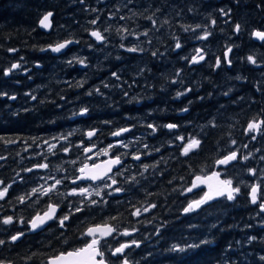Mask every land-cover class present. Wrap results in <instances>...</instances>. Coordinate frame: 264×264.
<instances>
[{
  "label": "trees",
  "instance_id": "obj_1",
  "mask_svg": "<svg viewBox=\"0 0 264 264\" xmlns=\"http://www.w3.org/2000/svg\"><path fill=\"white\" fill-rule=\"evenodd\" d=\"M219 8H231L229 17L221 16L217 11ZM45 11L54 13L53 27L48 32L37 26L39 17ZM113 12L115 15L111 16ZM149 15H153L157 21L156 28L146 19ZM121 16L126 19L121 20ZM97 17V24L91 25L89 21ZM211 19L217 21L215 25H211ZM165 20L167 24L163 23ZM236 23L242 26L238 34L233 31ZM197 24L202 27L195 31H184L182 27L195 28ZM205 26L212 35L207 40L196 39L202 35ZM105 28L109 29L104 33L107 43L95 41L86 31L99 29L103 32ZM122 28L132 33L148 30L149 34L137 37L118 33L117 30ZM253 29L264 30V0H83V3L81 0H0V69L14 62H21V69H28L23 75L14 71V79L21 76L19 84L3 80V72L0 71V91L17 97L14 101L0 97V135L13 139L20 136L24 141L18 140L13 145L0 142V156L6 158L0 160V180L11 183L15 173L39 162L40 158L32 157V153L41 149L33 146L27 152L23 151L25 143H32V137L48 138L75 130V135L70 139L76 144L81 139L87 142L84 133L97 128L100 131L92 142L103 147L115 139L110 132L120 127H131L132 131L125 133L123 139H140L127 151H143L142 145L147 144L149 149L160 148V152H152L151 157H144L143 163L151 164L161 157L166 163L162 162L158 166L159 170L149 169L145 173L146 179L138 177L140 185L118 194L115 200L110 197L111 203L108 206L98 207L91 212L86 210L80 220L86 223L99 222L108 216H118L122 228L135 226L138 232L132 238L140 239L143 243L141 247L129 250V255L132 261H138L139 264H219L222 256L229 258L224 264H262L258 256L264 255V227L259 221L264 219V214L258 216V205L248 202L247 189H243L235 202H212L186 215L182 214V206H186L188 200L198 195H181L179 191L190 183L192 173L189 165L196 172L208 165L205 168L208 173L212 158L218 154V150L222 152L229 147L239 146L245 155L249 151L253 152V157L243 163L247 167L264 169V161L259 159L264 156V138L258 137L254 141L243 134L247 121L264 108V96L254 87L258 81L264 80V41L251 38ZM121 35L125 37L123 41ZM175 38L180 40L183 48L171 51ZM64 39H74L80 43L70 45L57 55L37 50ZM122 42L126 47L138 44L147 51L129 53L119 47ZM229 44L234 46L230 53L231 67L224 64L214 70L212 65L215 58L222 57ZM9 48L18 51L9 52ZM197 48L204 50L205 61L189 65L180 59L184 56L190 58ZM157 50L164 55L152 57V51ZM248 55L260 58L259 66L249 64L245 59ZM73 56L86 58L90 66H69L66 61ZM118 56L120 59L116 58ZM37 61L40 67H36ZM142 68L145 71L141 74ZM177 69L182 70L180 77L175 76ZM113 71L120 74V81L111 77ZM237 75L246 79H234ZM82 79L87 80L83 88L70 87L67 83L75 84ZM173 79L180 82L173 84ZM101 81L108 83L109 87L104 88ZM97 85L101 86L104 95H85ZM185 88H192L193 91L176 98L175 93ZM229 88L233 91L229 96H223L222 93ZM124 91L129 92L128 97H124ZM25 93L35 95L37 100H31ZM132 97H136L138 102L129 103ZM253 100L255 103H251ZM40 101L45 103L41 104ZM189 101L192 103L189 104ZM57 104L61 107L57 108ZM82 107H88L89 113L72 117V113ZM185 107L188 108L187 112L180 111ZM25 108L29 111H24ZM52 120L55 123H49ZM104 121L112 123L105 124ZM210 121H214L216 127H212ZM168 123H176L180 127L171 133L167 128H158L155 134H151V129L147 128L148 124ZM179 135L201 139V150L188 159L179 157V147L167 143ZM231 139L237 141L236 146L230 145ZM244 144L248 145L247 149L242 147ZM257 149L260 151L257 152ZM119 151L124 152L125 149ZM17 153L20 155L17 156ZM77 156L83 159L82 151L73 148L67 155L60 152L56 157H49L52 171L55 165L61 164L68 169V174H72L79 164L74 166L64 162L76 159ZM173 156L177 158H171ZM125 160L126 166L135 165L133 172L140 170L139 162L132 161L130 156L125 157ZM46 174L52 173L45 170L32 174L21 172L25 180H17L7 201H0L3 206L0 215H23L30 219L47 200L33 208L27 203L19 204L16 197L35 187L37 182H41L38 177ZM54 174L59 177L65 173ZM233 174H238L246 183L253 182L246 168L242 170L241 164L236 165ZM181 176L185 178L184 181L179 179ZM169 180H172L171 184ZM70 187L62 186L61 191ZM148 192L152 195L146 196ZM117 200L121 203H117ZM145 203H155L157 207L142 213L140 217L131 216L132 205L140 207ZM63 207L67 211L66 204ZM163 222H167L166 227L161 229L160 235H156L155 229ZM248 224L253 227L247 228ZM83 227L79 221L74 220L66 231L68 244H65L62 240L57 241L60 233L54 223L50 224V229L46 228L39 233L27 232V226L19 223L3 226L0 239L7 240L8 235L17 230L26 231V235L15 244L0 246V258L10 259L14 264H42L55 253L79 247V230ZM252 235L257 236V240L249 244L247 237ZM205 238L213 242L185 253L166 251L174 243H198ZM116 239L127 240L129 237L118 236ZM229 244L231 248H228ZM33 253L35 256L32 260L25 259Z\"/></svg>",
  "mask_w": 264,
  "mask_h": 264
},
{
  "label": "snow or ice",
  "instance_id": "obj_2",
  "mask_svg": "<svg viewBox=\"0 0 264 264\" xmlns=\"http://www.w3.org/2000/svg\"><path fill=\"white\" fill-rule=\"evenodd\" d=\"M83 3V0H81ZM91 11H96V9H90ZM192 11V9H189ZM219 14L223 17H229L232 9L228 8H219L217 9ZM111 16H114L115 13H111ZM135 15V13H133ZM154 15V14H153ZM153 15H149L146 17L149 21H151L153 28H156L157 21L153 18ZM54 13L52 11H45L41 18L38 21V25L42 29H51L52 18ZM99 17L96 19H92L89 21L91 25H96ZM121 20L126 19V17L121 16ZM215 19H211V25L216 24ZM164 24H167L168 21H163ZM184 31H195V29H200L202 26L197 24L195 28L192 26H182ZM88 34L94 38L95 41L100 43H107V37L104 33H107L109 29L105 28L102 31L99 29L88 30ZM118 33L123 32L128 35H139L148 36V30H145L143 33H132L127 28H122L117 30ZM234 33H240L242 31V26L239 23H236L233 27ZM212 33L208 30L207 26L204 27L202 35L196 37L198 40H207ZM252 37L256 38L259 41H264V30L253 29L251 34ZM125 37L121 35V40L123 41ZM80 41L74 39H65L62 41H58L56 43H50L44 47H40L37 50L40 52L50 51L52 53H63L65 49H67L72 44H79ZM151 44V41H148ZM90 48L91 44L88 45ZM35 47V46H33ZM120 48L124 49L129 53H143L146 52L147 49L140 47L138 44H133L132 46H127L122 42L119 45ZM233 45H227V50L224 51L223 56H217L215 58V63L212 65V68L218 69L222 67V65L226 64L229 67L232 65V59L230 58V53L233 51ZM183 44L180 42L178 38H175L174 48L171 51H175L177 49H182ZM9 52L18 51L15 48H9ZM152 57L157 58L159 56H163L164 53L157 51H152ZM120 59V57H116ZM23 61V57L20 58ZM180 59L184 60L189 65H197L201 62L205 61V54L202 48L195 49V54H193L190 58L184 56L180 57ZM246 61L254 66H259L260 58L255 55H248ZM66 63L69 66L73 64H79L82 68H87L90 65L87 63L86 58L73 56L68 59ZM36 67H40L39 61L36 62ZM22 64L21 62L11 63L9 67L0 69L3 72L4 77H10L14 71L21 70ZM23 71L27 72L28 69L25 67ZM145 69H140V73L142 74ZM182 70L177 69L175 72L176 77H180ZM111 77L115 78L117 81H120V74L113 71L111 72ZM31 79V76H29ZM234 79L243 80L246 79L240 75H237ZM18 82V81H17ZM180 82L178 79H173L172 83ZM69 83L70 87L83 88L87 83L86 79H82L76 81L75 84ZM135 83V81H133ZM101 84L104 88H108L109 84L101 81ZM119 87V85H116ZM132 87V85H129ZM255 90L260 92L262 96H264V80L258 81L256 85H254ZM193 91L192 88H185L183 91H178L175 93L176 98L181 96H185L187 93ZM233 91L232 88H229L227 91L222 93L223 96H229V94ZM96 95H104L101 92V86L97 85L96 87L89 89L88 92L85 93L87 96ZM124 97L129 96L128 91L123 92ZM211 95V93H209ZM25 96H30V99L35 101L37 97L35 95H31L30 93H25ZM0 97L6 98L8 100H16V95H9L6 91H0ZM62 100L64 97H60ZM203 99V97H200ZM240 99H243L241 97ZM138 102L136 97H132L129 100L131 102ZM41 104L45 103V101H40ZM55 103V102H52ZM192 102L189 101V104ZM236 103V101H233ZM251 103H255V101H251ZM57 108H60L61 105H55ZM24 111H29V109L25 108ZM182 112H187L188 108L185 107L181 109ZM89 113L88 107H82L80 110L74 111L72 113V117L75 116H86ZM13 115H18V113H13ZM49 123H55V120L49 121ZM105 124H110L112 121H104ZM212 127H216L214 121L209 122ZM180 126L176 123H168L164 125H155L148 124L147 128L151 129V134H155L158 128H167L171 133L172 130L179 128ZM99 129L92 128L84 133L87 138V142L84 139H81L79 143L73 144L71 142V137L75 135V130L69 131L67 133H59L48 138H39L32 137V143H25V147L23 151L27 152L28 149L35 146V148L41 149L40 151H34L32 153V157H39V162L33 163L31 167H24L21 169L23 173L32 174L39 170H45L46 172L52 174H46L44 176H39L38 181L35 187H32L29 191L18 195L16 197V201L24 205L28 204L29 207L37 208L40 206L43 200H47V203L39 208L38 211L35 212L31 218H26L23 215L15 216V215H0V230H3V226H14L19 223L21 225L27 226V232L30 233H39L43 232L46 228L50 229V224H55L57 226V231H59L60 235L57 237V241H63L65 244H68V240L65 239L66 231L70 228L72 222L74 220L79 221L80 225H84L82 230H79V241L80 246L75 248H70V250L60 251L58 253L53 254L48 257L42 264H139L138 261H132L129 255V250L132 248L141 247L143 241L140 239L132 238L134 233L138 232V229L135 226L131 227H121L118 223V216H108L101 219L99 222L91 221L87 222L84 220H80V216H83L87 211H94L98 207H106L111 203L110 197L115 200L118 194L126 193L131 188H134L140 185L139 178H144L145 173L149 171V169L159 170L158 166L166 161L163 157L160 160L154 161V163L148 164L143 163L144 157H151L152 152L159 153L160 148L149 149V145L143 144V151L137 149L135 151L129 152L128 149L133 147V144L139 141V137H136L133 141H125L123 136L125 133H130L132 131L131 127H120L115 131L110 132L109 134L115 139L113 142L107 144L105 147H98L96 143H93V138L97 137L99 133ZM243 134L245 137H249L251 140H257L258 137L264 138V108H261L257 115L252 119L247 121L246 127L243 128ZM23 141V138L17 136L15 139L0 135V142L5 145H13L16 144L17 141ZM177 142H179L177 144ZM170 146L179 147V157H183L188 159L191 155L198 152L202 148L201 139L196 136H175L173 140L167 141ZM230 145L236 146L237 141L235 139L230 140ZM41 146H43L41 148ZM244 149L248 148L247 144L242 146ZM73 148L80 149L83 154V159L80 156H77L76 159L67 160L64 163L77 165L78 167L74 168L72 174H68V169L62 167L61 164L55 165L54 172L53 165L49 160V157H56L58 153L62 152L65 155L69 154ZM119 149H125L124 152H120ZM257 152L260 149L256 150ZM17 156L20 153L16 154ZM253 152L249 151L246 155L241 153L240 147H229L226 150L220 152L218 150V154L212 158L210 175L205 172V168L201 167L199 172L193 171L191 166L189 165V171L192 173L191 181L189 186L182 187L179 189L181 195L185 193H194L199 195L202 192V195H199L198 199L188 200L186 206H182V214H190L194 213L197 210L202 209L205 206L210 205L212 202L219 201H227V202H235L238 197L242 194L243 189H247V197L248 202L252 205H258L259 212L257 215L264 214V169H257L252 167H247L243 162L249 161L251 157H253ZM106 157V159L101 160L99 163L96 162L93 158L99 159V157ZM131 157V160L134 162H139L140 170L138 172H133L132 169L135 165L126 166L125 157ZM176 159V156L171 157ZM6 159L3 156H0V160ZM260 161H264V156H260ZM92 161V163H89ZM237 164H241L242 170L246 168L247 175L252 178V183H246L238 174H233L235 172V168ZM231 170V171H230ZM21 172L15 173L14 179L11 183H6L4 180H0V201H7L10 196V190L13 188V185L17 180L23 182L25 177L21 175ZM55 172L65 173L57 177ZM203 173V174H201ZM173 179H176L173 177ZM181 181H184V177L181 176L179 178ZM169 184L172 183V180L168 181ZM71 185L66 191H61L62 186ZM207 190H204V189ZM173 191H177V189H173ZM152 193H146V196H150ZM75 198V199H70ZM117 203H121V201L117 200ZM67 206V211L64 210L63 205ZM2 205H0V209H2ZM157 205L155 203H145L140 207L132 205L131 216L140 217L142 213H148L151 209H155ZM151 223V221H148ZM167 222L161 223L156 229L155 234L160 235L161 229L166 227ZM260 225L264 227V219L259 221ZM212 227H216V225H212ZM231 227V226H230ZM247 228L253 227V225H246ZM26 235V231L17 230L14 234H10L7 237V240L0 239V246H4L8 243L15 244L20 241ZM129 237L127 240H117L116 237ZM264 239V238H262ZM257 240V236L252 235L247 237V242L252 244L253 241ZM114 241L115 243H111ZM213 241L207 238L199 240L198 243H187L183 242L182 244H172L166 251L170 253H185L190 249H198L202 245L211 244ZM237 243H240L237 241ZM228 248H231V244L228 245ZM227 251V249H225ZM151 255V253H149ZM35 253L31 256H27L26 260H32ZM229 259L228 257H220L219 264H224V261ZM258 260L264 264V255H259ZM0 264H14V262L10 259L0 258ZM235 264V262H232Z\"/></svg>",
  "mask_w": 264,
  "mask_h": 264
},
{
  "label": "flooded vegetation",
  "instance_id": "obj_3",
  "mask_svg": "<svg viewBox=\"0 0 264 264\" xmlns=\"http://www.w3.org/2000/svg\"><path fill=\"white\" fill-rule=\"evenodd\" d=\"M16 72H18V73H20V75H23L24 73H25V71H23V69H21V70H17ZM21 76H18L17 77V80L16 79H14L15 78V75H11L10 77H2V79L3 80H5V81H7V80H10L11 82H13V83H15V84H19V78H20ZM18 81V82H17ZM18 88H20V87H18ZM91 162V161H90ZM197 195V194H196ZM199 195H202V192H200V194ZM199 195L196 197V198H194V199H198L199 198Z\"/></svg>",
  "mask_w": 264,
  "mask_h": 264
},
{
  "label": "water",
  "instance_id": "obj_4",
  "mask_svg": "<svg viewBox=\"0 0 264 264\" xmlns=\"http://www.w3.org/2000/svg\"><path fill=\"white\" fill-rule=\"evenodd\" d=\"M41 16H42V15H41ZM41 16L39 17V19L41 18ZM39 19H38V21H39ZM38 21H37V26H38V28H39L40 30L44 31V32H48L49 29H42V28L39 27V25H38ZM88 35H89V34H88ZM89 36H90V35H89ZM90 37H91V36H90ZM91 38H92V37H91ZM251 38L254 39V40H257L256 38H254V37H252V36H251ZM92 39H94V38H92ZM64 40H65V39H64ZM60 41H62V40H60ZM257 41H258V40H257ZM49 52H50V51H49ZM50 53L53 54V55L60 54V53H52V52H50ZM89 130H90V129H89ZM87 131H88V130H87ZM87 131H86V132H87ZM85 139L87 140L86 136H85ZM130 158H131V157H130ZM104 159H106V157H103V158L97 159L96 162L99 163L101 160H104ZM89 163H92V162H89ZM207 174L210 175L211 173L208 172ZM190 181H191V179H190ZM189 184H190V183H189ZM188 186H189V185H188ZM204 190H207V189L205 188ZM69 250H70V249H69Z\"/></svg>",
  "mask_w": 264,
  "mask_h": 264
},
{
  "label": "rangeland",
  "instance_id": "obj_5",
  "mask_svg": "<svg viewBox=\"0 0 264 264\" xmlns=\"http://www.w3.org/2000/svg\"><path fill=\"white\" fill-rule=\"evenodd\" d=\"M103 147H105V146H103ZM99 158H101V157H99ZM94 160H97L95 157L93 158ZM90 162V161H89ZM92 162V161H91Z\"/></svg>",
  "mask_w": 264,
  "mask_h": 264
},
{
  "label": "bare ground",
  "instance_id": "obj_6",
  "mask_svg": "<svg viewBox=\"0 0 264 264\" xmlns=\"http://www.w3.org/2000/svg\"><path fill=\"white\" fill-rule=\"evenodd\" d=\"M91 30H93V29H91ZM259 41V40H258ZM102 157V156H101ZM30 158V157H29Z\"/></svg>",
  "mask_w": 264,
  "mask_h": 264
}]
</instances>
